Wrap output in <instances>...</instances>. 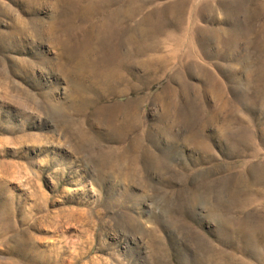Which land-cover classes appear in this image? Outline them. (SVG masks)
<instances>
[{"label":"rangeland","instance_id":"obj_1","mask_svg":"<svg viewBox=\"0 0 264 264\" xmlns=\"http://www.w3.org/2000/svg\"><path fill=\"white\" fill-rule=\"evenodd\" d=\"M263 203L264 0H0V264H264Z\"/></svg>","mask_w":264,"mask_h":264},{"label":"bare ground","instance_id":"obj_2","mask_svg":"<svg viewBox=\"0 0 264 264\" xmlns=\"http://www.w3.org/2000/svg\"><path fill=\"white\" fill-rule=\"evenodd\" d=\"M89 16V15H88ZM73 20V19H72ZM110 35V34H109ZM113 43V42H112ZM106 45H108V43L106 44ZM110 45V44H109ZM108 45V46H109ZM105 47V46H104ZM114 47V46H113ZM116 47H118V46H116ZM107 48V47H106ZM111 48V47H110ZM116 50V49H115ZM160 57V56H159ZM155 62V61H154ZM131 104V103H130ZM133 107V106H132ZM128 114V113H127ZM254 191V190H253ZM262 191V190H261ZM260 191V192H261ZM249 193V192H248ZM254 194V193H253ZM262 194V193H261ZM262 196V195H261ZM256 197V196H255ZM255 197H253V199L255 198ZM261 198V197H260ZM263 200V199H262ZM258 201H259V199H258ZM253 202V201H252ZM264 204V203H263ZM264 223V222H263ZM261 226V225H260ZM244 228V227H243ZM246 228H248L247 226H246ZM259 228V227H258ZM240 229V228H239ZM249 230H251V229H249ZM258 230V229H257ZM246 231V230H245ZM264 231V230H263ZM248 232V231H247ZM264 234V233H263Z\"/></svg>","mask_w":264,"mask_h":264}]
</instances>
